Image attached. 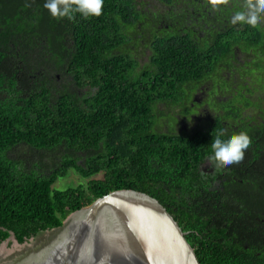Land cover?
<instances>
[{
	"label": "trees",
	"instance_id": "16d2710c",
	"mask_svg": "<svg viewBox=\"0 0 264 264\" xmlns=\"http://www.w3.org/2000/svg\"><path fill=\"white\" fill-rule=\"evenodd\" d=\"M45 2L0 0V244L10 234L23 243L98 197L132 189L155 198L182 231L196 230L195 241L185 238L200 264H264L262 253L249 257L232 240H214L217 215L205 204L213 198L199 182L215 136L240 131L220 118L192 132L154 129L166 109L173 121L191 109L234 43L261 40L264 20L233 25L244 0L216 9L209 0H104L99 17L72 20L53 18ZM138 31L151 34L143 64L130 44ZM245 125L252 143L244 167L263 179L264 113ZM70 170L86 181L53 188ZM253 202L264 206V189ZM223 204V221L234 218L237 209Z\"/></svg>",
	"mask_w": 264,
	"mask_h": 264
},
{
	"label": "flooded vegetation",
	"instance_id": "af4514ba",
	"mask_svg": "<svg viewBox=\"0 0 264 264\" xmlns=\"http://www.w3.org/2000/svg\"><path fill=\"white\" fill-rule=\"evenodd\" d=\"M196 28L203 31L206 27ZM261 30L263 31V36H259L261 40L248 46L233 44L228 59L221 64L223 71L215 70L211 79L201 80L192 98L195 103H190L189 111L183 110V113L177 115L173 121L170 117L173 115L174 118V114H169L170 111L166 109L159 114L154 129L164 132L176 130L192 132L205 121L211 123L215 122V118H220L224 127L243 131L250 128L245 125L246 121L260 119L264 113V27H261ZM200 33L203 35V32ZM242 61L243 64L239 65ZM250 71L253 73L252 76L248 73ZM172 108L177 109L171 107L170 110ZM249 154L250 152L245 156ZM208 157L200 161L199 168L203 173L199 182L204 188L208 187L213 198V201L205 204L211 206L217 215V219L211 215L210 227L220 231L214 240L218 242H222L224 238L232 240V245L249 257L259 256L261 253L264 255V206L253 202L254 191L261 192V189H264V178L260 179L261 175L255 178L252 170L244 167L248 158L221 168L210 163ZM259 180H262L263 184H257ZM185 200L189 203L187 205L189 213L194 214V207L197 204L194 201L197 197L189 191ZM223 203L237 209L234 218L223 221V213L226 212L223 210ZM253 205L257 207L253 208ZM189 222L201 223H196L195 216L189 217ZM192 230L196 233L194 228L183 232L190 241H195Z\"/></svg>",
	"mask_w": 264,
	"mask_h": 264
},
{
	"label": "water",
	"instance_id": "95a60500",
	"mask_svg": "<svg viewBox=\"0 0 264 264\" xmlns=\"http://www.w3.org/2000/svg\"><path fill=\"white\" fill-rule=\"evenodd\" d=\"M67 217L31 245L0 254V264H200L175 219L146 193L113 190Z\"/></svg>",
	"mask_w": 264,
	"mask_h": 264
},
{
	"label": "clouds",
	"instance_id": "9594fccd",
	"mask_svg": "<svg viewBox=\"0 0 264 264\" xmlns=\"http://www.w3.org/2000/svg\"><path fill=\"white\" fill-rule=\"evenodd\" d=\"M214 9L220 5H227L229 0H209ZM104 0H46L44 7L56 19L68 18L72 20L79 13L84 18L102 15ZM264 20V0H244L241 10L236 11L231 18L233 25L247 24L255 28ZM224 132L218 133L212 144V155L208 157L210 163L216 167H225L240 163L244 159L245 151L252 141L246 131L234 133L227 139H222Z\"/></svg>",
	"mask_w": 264,
	"mask_h": 264
},
{
	"label": "rangeland",
	"instance_id": "374dc122",
	"mask_svg": "<svg viewBox=\"0 0 264 264\" xmlns=\"http://www.w3.org/2000/svg\"><path fill=\"white\" fill-rule=\"evenodd\" d=\"M151 8H154V7H151ZM133 34H134V38H133V40H132V42L130 44L133 45L132 48H134L135 51L137 50L138 55L135 52H134V54H136V58L141 62V64H143V63L147 62L148 55L150 54V52L147 49L145 51H144V49H145V45L147 43V39L149 37H151V34L149 35L147 32L142 34L140 31L133 32ZM144 35H146V37ZM133 41H135V42L133 43ZM136 41H137V43H136ZM221 64H223V62ZM221 64H219L217 66L216 70L221 69L223 71V67L221 66ZM234 64L236 65V63H234ZM242 64H243V61L239 62V65H242ZM248 73L251 76L253 75V73L251 71L248 72ZM174 109L176 110V108H173L171 110H174ZM16 151H17V153L20 152L19 149L16 150ZM22 154L26 155L24 152ZM22 154H20V155H22ZM24 157H26V156H24ZM85 181H86V179L80 177V175L78 173H76L74 170H70L66 176H59L55 180V182L53 183L52 187L56 188V189H64V188H67L69 186H74V185H76V184H78L80 182H85ZM87 206L88 205H86L84 207H87ZM66 217L63 219L62 223L66 219H68V217L67 218ZM53 229H55V228L46 229V230L40 231L35 236L30 237L29 239H27L23 243H18L15 240L13 234H10L9 237L6 240L1 242V244H0V247H1L0 254L10 253V252H15V251L21 250V249L31 245L32 243L36 242L37 240L41 239L46 234H48V232H51Z\"/></svg>",
	"mask_w": 264,
	"mask_h": 264
},
{
	"label": "bare ground",
	"instance_id": "6f19581e",
	"mask_svg": "<svg viewBox=\"0 0 264 264\" xmlns=\"http://www.w3.org/2000/svg\"><path fill=\"white\" fill-rule=\"evenodd\" d=\"M85 209V208H84ZM78 212V211H77ZM76 213V212H75ZM73 215V214H72ZM51 231V230H50ZM49 233V232H48ZM44 236V235H43ZM4 246V245H3ZM0 249H1V247H0ZM4 250V249H3Z\"/></svg>",
	"mask_w": 264,
	"mask_h": 264
}]
</instances>
